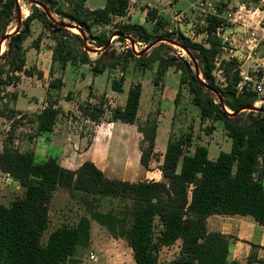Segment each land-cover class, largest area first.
I'll return each mask as SVG.
<instances>
[{"label":"trees","instance_id":"trees-1","mask_svg":"<svg viewBox=\"0 0 264 264\" xmlns=\"http://www.w3.org/2000/svg\"><path fill=\"white\" fill-rule=\"evenodd\" d=\"M45 4L51 14L59 17L56 22L47 18L38 6L30 4L29 14L23 19V29L11 34L6 40V50L0 55V86L15 85L20 73L32 75L25 68L26 50L24 41L31 34V23L39 21L50 32L54 41L51 61L58 62L60 70L67 64H89L93 73L113 68L117 61L134 59L136 68L143 71L154 63L158 76H164L168 67L179 72V88L174 103L186 85L192 94V102L199 108L200 119L221 121L227 136L231 140L230 150L220 151L215 159L208 157L204 145H196L191 154L184 152L190 144L191 135L170 138L166 144L162 162L158 167L161 180L129 181L107 177L92 162L85 161L77 169L60 166L55 159L48 158L36 162L30 151H19L12 145V127L8 131L0 151V171L10 175L23 188L8 206L0 204V264H65L76 263L73 258L78 246L87 245L90 240V222L95 220L113 236L123 239L131 249L135 264H157L159 251L180 240L176 264H242L227 261L229 239L217 231H209L207 218L212 214L249 215L264 227V106L261 110H243L252 106L253 92H236L239 82V70L234 58L222 59L218 67L222 70L226 85L221 88L214 76L217 69V55L220 41L211 32L215 23L207 27L206 43H199L180 33L165 32L153 34L143 24H115L118 38L127 37L150 44L156 40H175L189 50L194 60L169 56L137 55L132 49L122 57H109L107 60H90L85 51L86 42L95 47H103L109 40L105 30L99 27L112 23L115 17L124 16L129 0H105L101 8L88 9L85 0H76L70 9L59 6L57 0H37ZM17 0H0V38L9 32L10 23L17 18ZM154 9L147 10L146 20L158 24L159 17ZM65 19L67 21H65ZM71 23L86 34L84 40L78 34L60 26L59 23ZM73 36L81 51L70 42ZM41 35L32 41V47L38 48ZM198 66V73L194 65ZM40 76V72H38ZM155 76L154 83L158 82ZM201 80L205 82L202 83ZM61 78H53L49 88L59 89ZM113 90L121 92L122 86L112 81ZM141 83L128 88L123 107L111 110V121L136 124L137 131L143 136L145 146H140V164L148 169L155 156V137L157 123L138 124L137 111L141 97ZM216 95L218 101L213 97ZM220 99V100H219ZM57 99L47 97L46 106L30 121L36 122L37 131H50L58 114L55 106ZM225 106V109L223 108ZM227 109L230 111L228 112ZM79 110L83 115L98 122L104 109L100 106L85 104ZM247 111V112H246ZM246 112V119L240 121V115ZM20 112L3 107L0 116L14 118ZM25 115H21L20 119ZM17 123V122H15ZM212 126L205 128L210 132ZM66 188L71 194L82 193L89 209V216L83 215L73 226L62 225L52 230L45 243L41 236L48 229L49 202L57 188ZM92 200L99 197H118L128 199L131 205L126 215L115 216L91 209ZM127 219L129 221H127ZM161 229L154 234L155 222ZM263 250L261 258L251 253L243 264H264V247L252 245Z\"/></svg>","mask_w":264,"mask_h":264},{"label":"rangeland","instance_id":"rangeland-1","mask_svg":"<svg viewBox=\"0 0 264 264\" xmlns=\"http://www.w3.org/2000/svg\"><path fill=\"white\" fill-rule=\"evenodd\" d=\"M59 2V6L64 8L65 10L68 8L65 3L68 0H57ZM76 0H71L72 3H74ZM130 1V0H129ZM137 6L140 4L150 3V4H156L159 8H163V4L166 3L167 0H136ZM198 0H171L172 3H170V6L172 7L171 13L157 15V13L154 15L156 17H159L158 24L153 23V21H145V27L153 32V34L159 35L163 34L165 32L168 33H174L177 34V30L173 29V23L172 17L175 13L178 12H184V14L187 17V20H192L194 22V19H197L196 12L191 9V6L197 2ZM258 0H232L231 4L235 3H244L247 7H256L258 6ZM21 3L20 5H23L30 10V3L28 0H19ZM88 6L89 7H96L98 5H104L105 0H88ZM130 5V3H129ZM134 5V4H133ZM150 9V8H149ZM148 9V10H149ZM129 10V9H128ZM130 11V10H129ZM141 13V11H140ZM17 16V13H16ZM53 18L58 21L59 17L55 14H52ZM24 15H22V18L24 19ZM65 21H67L65 19ZM39 22L37 20H34L31 23L32 26ZM121 22L117 21L114 22V24H109L108 27H100V30L108 31V37L110 41V45L102 52L100 55L101 60H107L110 56L115 59V57L120 56L122 57L124 54H126V51L129 49H132L136 54H138L141 50L145 48L148 44H145L142 41L134 40L131 37H127L124 41H121L118 38V34L115 31H112L115 26V24H119ZM138 23V22H134ZM16 24V19H14L8 29L11 30L14 28ZM41 27L42 24L40 23ZM23 29V25H21L20 30ZM71 34H79V32H73L72 29H68ZM99 28L97 29V31ZM170 30V32H169ZM199 34V35H198ZM222 32L219 33V41L221 44V41L223 40V37H228L229 34L226 33L225 35H221ZM236 39L244 37L243 31H232L231 33ZM86 35V34H85ZM198 35V36H197ZM223 36V37H222ZM216 37V36H215ZM36 37L33 34H30L29 37L24 41L23 46L25 47V50L28 51L30 48H32V41ZM129 38H131L134 42V45L129 41ZM206 34L202 32V29H196L195 35L193 37V41L200 42L203 44L206 43ZM217 38V37H216ZM70 42L73 44V46L81 51L80 44L73 36L70 35L69 37ZM156 42L152 47L144 51L146 55L152 54L156 56L164 55L169 56L172 58H183L187 62L191 61L187 53L179 46L170 44L165 41H159L156 40ZM6 44L5 41L2 44V47L4 51L6 50ZM223 44H221L222 46ZM220 46V52L217 55V62H219L222 59H225V57L231 53H233L235 50H238L239 47H231L230 45H227V43H224L225 49H223ZM98 47H95L92 43L86 42V52L89 56L94 57L95 55L91 54L92 52H98L96 50ZM35 50V48L33 47ZM229 49H232V52H229ZM3 51V52H4ZM257 51L264 55V41L259 44ZM143 52V53H144ZM29 61L31 62V56L28 57ZM2 60H0V63ZM252 61L247 62H237L238 69L245 70L249 64H251ZM137 64L135 63L134 59L129 58L126 62L124 61H117L115 66L113 68H109V73L112 74V77L117 81H123L124 80V87L127 90L128 89V83L134 84L135 82L140 83L138 81L142 82V94H141V107H140V114L145 115L148 111L149 104L154 103L153 110L149 112V123H157V115L160 113V110L162 111L161 115V121L159 124V142H162V140L166 138V130L170 128L171 119L174 113V121L173 125L171 126V138H178L180 136H185L186 134L191 135V141L189 145H186L184 147L185 153H191L194 151V148L196 145H205L208 149V157L211 159L216 154H218L219 151H226L228 152L230 150L231 146V140L227 136L226 131L224 130L223 123L221 121H210L209 119H200L199 116V108L192 102V94L189 92L188 87L186 85L182 86L180 95L177 99L176 104L171 103L170 104V98L172 97L173 92L175 91V94L179 88V75L180 72L176 73V69L168 70V73L164 76H158L156 71V64L154 63L152 66L148 67V69H145L143 71L136 68ZM55 70L60 71L58 62L54 63ZM91 72L86 69L83 66L76 67L71 64L68 65L66 70L64 71V78L67 82V87L73 88L72 82L74 79L78 78L81 79L83 75H89ZM155 76H158V82L155 84L154 78ZM215 78L217 80V83H222V76L220 73L217 72V69L215 71ZM107 81V74L103 75V83ZM164 88H166L164 90ZM102 89V88H101ZM109 90L110 87L104 88ZM164 91V92H163ZM33 95L38 99L39 96L42 94L43 89L40 85L33 86L32 91ZM163 92V93H162ZM125 98H126V91L124 92ZM164 97L160 101V96ZM54 96V89L51 90L50 94H47V97ZM213 97L218 101L216 95H213ZM122 101V97H116L114 98V105L118 107V104ZM29 104V100L22 94H20L18 101L16 102V107L20 109H25ZM95 106H100L102 109H104L105 112V100L103 97H100L98 99V102L94 104ZM254 106V105H253ZM106 107L109 108L107 105ZM257 107V106H256ZM161 108V109H160ZM228 112H230L227 109ZM247 112V111H246ZM246 112L242 113L240 116V121H244L246 119ZM104 115V113H103ZM102 115V119L105 120L104 116ZM28 115H25L27 117ZM24 117V118H25ZM23 118V117H22ZM30 118L27 117L26 121L31 122ZM147 121V120H146ZM146 121L138 122L141 125H146ZM136 125V124H135ZM207 126H212V130L210 132H206L205 128ZM30 127V125H27V128ZM0 126V135L3 133L1 131ZM13 132V131H12ZM127 137L131 134V128L125 127L124 132ZM14 135V133L12 134ZM146 143L142 141L140 142L139 146H145ZM120 146L119 143L113 142V155L116 156L119 154ZM157 153H155V156L151 159L149 163L148 169H145L142 165V169H132L131 172L128 173H121L119 164L116 161L113 168L112 173L110 175H106L109 178L113 179H121V180H129V181H139V180H155V178L162 176L161 172L159 173L158 167L159 165V158L157 157ZM126 165L132 166L133 164V158H125ZM116 160V159H115ZM147 170L151 171L147 172ZM11 180L9 184L5 185L6 191L4 190V193L0 195V203L9 205L13 199H15L17 196H20L23 193V189L20 187V189H15ZM82 193H72L66 189V188H57L53 196L49 202V227L43 235L41 236V242L45 243L48 237V234L53 229L62 226V225H68L73 226L77 223L79 218L83 215L90 214L88 206H86V203L84 202ZM86 196V195H85ZM89 201L92 203L91 209L94 208V210H98L103 213H110L115 216H124L126 215L127 208L131 205V201L128 199L118 198V197H99L97 200H92V196H86ZM127 221H129L127 219ZM90 240L87 245H81L78 246L76 249V252L74 254V259L76 260V263H70L67 262L65 264H135L133 258H132V252L131 249L127 246L126 242L118 237H113L103 226H101L98 222L95 220H91L90 222ZM161 229V226L158 221L155 222V229L154 234L155 236L158 235L159 231ZM178 257V248L177 245L174 243L169 247H162L159 251V257L157 264H176L175 260Z\"/></svg>","mask_w":264,"mask_h":264},{"label":"crops","instance_id":"crops-1","mask_svg":"<svg viewBox=\"0 0 264 264\" xmlns=\"http://www.w3.org/2000/svg\"><path fill=\"white\" fill-rule=\"evenodd\" d=\"M133 1L134 2H132V0L129 1L130 5L128 9L130 11L127 9L124 16L115 17L112 24L117 21L121 23L138 22L145 26V21H147L146 14L149 8L156 10L157 15L159 16L162 15V13H171L172 10V7L170 6V3H172L171 0H167L166 3L163 4L162 9L159 8L158 5L150 3L137 6V1ZM87 2L88 0H85L84 6L88 9L101 8L104 6L98 5L96 7H89ZM65 5H67L68 10L72 7L73 3L71 0H68ZM149 21L150 20H148V22ZM32 27L31 34L35 37L41 35L39 47L37 49L35 48V50L32 47L26 51L25 68L30 69L32 75L20 73V80L15 85H7L5 87L0 86V109L6 107L20 112L16 114L14 118L0 116V126L2 129L1 131H3L0 135V151L3 148V142L7 137L8 131L12 127V134L14 133V135H12L11 146L22 152H32L36 162H43L48 158H53L60 166L75 170L83 162L90 161L105 175H110L112 173V168L116 161L119 164L118 166L121 173L126 174L131 172L133 168L141 170L142 166L139 162V145L143 138L142 134L137 131V126L135 124L111 121L110 119L111 110L116 107V105H114V98L118 96L122 97V101L118 104V107H123L125 104L126 98L124 92L126 91L127 93L128 89L126 90L124 87V80L119 81L122 86V91H115L111 87L112 81L115 79L112 77V74L109 73V68L100 73H93L91 65L77 63L73 66H83L88 69L91 74L83 75L81 79H74L72 82V89L67 87V82L64 78V71L69 64H67L62 71L55 70L51 61L54 41L51 38L50 32L41 27L40 22H36ZM104 27L107 28L108 25ZM113 27L112 31H115V26ZM100 29L101 28L99 27V30ZM106 33L108 35L109 32L107 31ZM102 52L103 51L92 52L91 54L95 56H88L90 60L95 61L100 57ZM238 53L239 51L236 50L231 53V55H238ZM29 56H31V62L29 61ZM171 69L176 68L168 67L164 76L168 73V70ZM38 72H40V76L38 75ZM177 73H179V71L176 69L175 74ZM105 74H107V81L104 84L103 75ZM164 76L162 79H164ZM57 77L61 78L62 86L59 89H54V96L52 97L57 99V104L55 106L58 108V114L55 123L50 131H37L36 122L31 121L29 123L26 121V118L34 117L35 114H38L46 106L47 94H50L51 90H53L52 88H49V83L53 78ZM138 82L141 83L142 88V82ZM128 84L129 87L133 85L131 83ZM37 85H40L43 89V92L38 99L31 92L32 87ZM108 87H110L109 90L104 89ZM165 89L166 88H164V90ZM20 94L24 95L29 100V104L25 109L16 107V102L18 101ZM100 97H103L105 100V112L103 115L105 120L99 118V121L95 122L89 117L83 115L79 108L87 103L92 105L96 104ZM174 97L175 91L170 98V104L174 103ZM141 99L142 98L140 97L139 108L137 111V122L146 121L149 118V112L153 110L154 105V103L149 104V112L142 115L140 114ZM159 99L161 101L164 97L161 95ZM107 105L109 108L106 107ZM23 114L28 116L20 119V116ZM174 114L175 109L171 119L170 128L166 130L167 141L164 138L162 142H159V124L162 111L160 110V113L157 115L154 152L158 154L159 165L162 162L166 144L171 138V126L173 125ZM27 125H30V127L27 128ZM125 127L131 128V134L129 137L123 133ZM113 142L119 143L120 146L119 154L116 156L113 155ZM217 155L218 154L211 159H215ZM127 157L133 158L132 166L126 165L125 158ZM158 171L160 173L159 168ZM147 172L151 173L149 170H147ZM161 179L162 176L160 175L155 178V180ZM10 180L13 185H17L14 186L15 189H20L21 186L17 180L0 171V195L4 193V190L6 191L5 185L9 184ZM3 205L8 206L6 204ZM206 225L209 231H217L228 237V262L238 261L243 264L246 262L248 256L254 252L258 258L262 257L263 250L258 247H253L252 245L255 244L264 247V227L257 224L251 216L238 214H212L207 218ZM175 244L177 245L179 254L180 240H177Z\"/></svg>","mask_w":264,"mask_h":264},{"label":"built area","instance_id":"built-area-1","mask_svg":"<svg viewBox=\"0 0 264 264\" xmlns=\"http://www.w3.org/2000/svg\"><path fill=\"white\" fill-rule=\"evenodd\" d=\"M231 1L198 0L191 6L197 17L194 22L187 20L184 12L175 13L171 22L177 33L191 40L198 28L202 29V32L207 36V27L210 22L216 24L211 35L219 39L220 32H222L221 35L228 33V37L222 36L221 44L223 45L221 47L225 49L224 43H227L231 47H239V53L238 55L229 54L225 59L234 58L237 62L252 61L245 70L238 69L240 79L236 85V92H253L255 95L253 105L261 107L264 106V55L259 53L257 49L259 44L264 41V0H258L256 7H247L244 3L231 4ZM132 2L134 1L132 0ZM237 30L244 33V37L240 40L231 34L232 31ZM133 46L135 45L133 44ZM229 52H232V49H229ZM217 72L221 74L223 81L218 84L216 80V83L223 88L226 83L222 70L218 67V62Z\"/></svg>","mask_w":264,"mask_h":264},{"label":"water","instance_id":"water-1","mask_svg":"<svg viewBox=\"0 0 264 264\" xmlns=\"http://www.w3.org/2000/svg\"><path fill=\"white\" fill-rule=\"evenodd\" d=\"M30 4H33V5H36L38 7H40L45 13H46V16L48 19L50 20H54L56 21L51 12L48 10L47 6L45 4H41L39 3L37 0H28ZM17 18H16V24L14 26L13 29H11L9 32L5 33L4 36H2L0 38V55L3 53L1 51V46L2 44L8 39V37L13 34V33H18L20 31V28H21V25H22V21H23V18H22V13H21V10H20V6H19V3H18V0H17ZM25 18V17H24ZM57 22V21H56ZM60 26H63L67 29H75L79 32L80 36L85 40L86 39V35H85V32L78 28L77 26H75L74 24H71V23H59ZM118 34V33H117ZM129 41L134 44L133 40L131 38H129ZM161 41H165V42H168L170 44H173V45H177L179 47H181L186 53L187 55L189 56V58L193 61L194 58L193 56L191 55V53L189 52L188 49H186L184 46H182L181 44L177 43L175 40H169V39H163ZM156 42H152L150 44H148L147 46H145V48L143 50H141L137 55H140L142 54L144 51H146L147 49H149L150 47H152ZM110 45V41L108 40V42L103 46V47H100V48H97L99 50H96V51H104L108 46ZM86 50V48H85ZM194 71L196 73H198V66L197 64L194 65ZM202 83L205 84V82L203 80H201ZM220 100V99H219ZM223 108L225 109V106H223ZM243 110H255V111H258V110H261L259 107H256V106H248V107H245L243 108Z\"/></svg>","mask_w":264,"mask_h":264},{"label":"bare ground","instance_id":"bare-ground-1","mask_svg":"<svg viewBox=\"0 0 264 264\" xmlns=\"http://www.w3.org/2000/svg\"><path fill=\"white\" fill-rule=\"evenodd\" d=\"M18 3H19V6H20V10H21L22 15H24L26 17L29 14V10L24 6V4L20 5L21 3L19 2V0H18ZM72 30H73V32L74 31L77 32V30H75V29H72ZM1 51L2 52L4 51L2 46H1Z\"/></svg>","mask_w":264,"mask_h":264}]
</instances>
